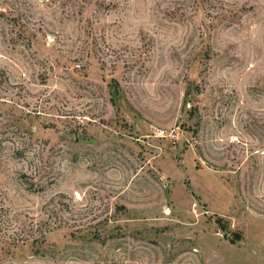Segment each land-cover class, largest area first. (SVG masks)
Instances as JSON below:
<instances>
[{
	"label": "rangeland",
	"instance_id": "374dc122",
	"mask_svg": "<svg viewBox=\"0 0 264 264\" xmlns=\"http://www.w3.org/2000/svg\"><path fill=\"white\" fill-rule=\"evenodd\" d=\"M0 264H264V0H0Z\"/></svg>",
	"mask_w": 264,
	"mask_h": 264
},
{
	"label": "trees",
	"instance_id": "16d2710c",
	"mask_svg": "<svg viewBox=\"0 0 264 264\" xmlns=\"http://www.w3.org/2000/svg\"><path fill=\"white\" fill-rule=\"evenodd\" d=\"M236 239H241V236L238 234L237 237H236Z\"/></svg>",
	"mask_w": 264,
	"mask_h": 264
}]
</instances>
